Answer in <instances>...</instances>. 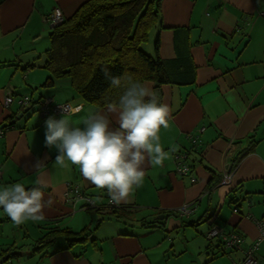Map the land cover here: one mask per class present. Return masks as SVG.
I'll return each instance as SVG.
<instances>
[{"label":"crops","instance_id":"obj_1","mask_svg":"<svg viewBox=\"0 0 264 264\" xmlns=\"http://www.w3.org/2000/svg\"><path fill=\"white\" fill-rule=\"evenodd\" d=\"M85 1L0 0V131H4L0 187L20 182L27 189L39 179L45 186V200L53 202L44 210L45 220L22 225L0 209V264H233L241 260L240 250L219 253L214 249L217 241L209 242L205 235L211 223H217L226 234H240L246 249L259 235L255 221L264 224V0L161 1L160 22L149 32L146 51L152 54L158 39L170 84L156 90L172 116L169 126L160 129V144L164 151H173L161 166L146 163L142 185L120 204L111 203L107 190L88 182L78 166L55 167L58 152L45 146L49 117L30 115L45 97L69 103L71 112L65 116L76 125L90 110H107L83 101L68 78L43 86L50 76L44 68L50 40L44 43L42 38L48 25L51 30L58 25L52 20L54 11L58 9L64 20ZM144 83L155 92L152 82ZM38 88L46 90L38 94ZM8 90L16 100L29 94L35 109L25 110L16 102L5 106ZM110 118L115 121V116ZM183 152L189 168L185 175L178 173L176 160V154ZM37 160L42 161L38 169L33 167ZM82 196L95 207L84 208ZM185 206L192 209L190 213L179 212ZM113 210L120 217L105 214ZM248 214L252 219L246 218ZM141 220L155 221V227L144 228ZM204 222L206 228L194 230ZM186 228H191L189 236L183 235ZM54 229L92 233L83 244L67 249L59 238L43 257L32 253L23 259L24 240L34 243ZM6 249L12 254L7 260ZM255 258L257 264H264V243L258 245Z\"/></svg>","mask_w":264,"mask_h":264},{"label":"clouds","instance_id":"obj_2","mask_svg":"<svg viewBox=\"0 0 264 264\" xmlns=\"http://www.w3.org/2000/svg\"><path fill=\"white\" fill-rule=\"evenodd\" d=\"M105 76L114 88L123 89L122 94L107 104L106 112L90 110L81 125L65 115L59 120L49 117L45 146L58 152L55 167L78 166L88 182L107 190L111 203L120 204L142 185L146 163L161 166L169 158L173 150L164 151L159 132L169 126L172 116L170 107L147 84L130 75L112 77L105 71ZM41 166L40 160L33 165ZM35 183L27 189L20 182L0 187V209L16 225L45 220L44 210L53 203L45 200L44 184L39 179Z\"/></svg>","mask_w":264,"mask_h":264},{"label":"trees","instance_id":"obj_3","mask_svg":"<svg viewBox=\"0 0 264 264\" xmlns=\"http://www.w3.org/2000/svg\"><path fill=\"white\" fill-rule=\"evenodd\" d=\"M161 1L86 0L72 16L52 27L44 62V68L50 76L43 86H53L55 80L68 78L73 91L83 101L97 109H103L123 91L122 88L111 85V81L105 76L107 71L112 77L130 75L142 83L152 82L161 102L156 89L170 82L165 63L158 53V39L154 43L152 54L143 48L148 41L149 32L159 25ZM177 154L187 156L184 152ZM188 209L192 210L190 207ZM117 213L116 210L105 212L107 215L120 217ZM140 222L144 228H154L156 223ZM91 233L88 229L77 233L67 229L51 230L34 242L32 253L43 257L59 238L64 240L65 248L69 249L76 244L85 243ZM234 234L240 236L236 232ZM214 239H217L214 249L219 253H225L224 250L229 249L218 237L208 238V241ZM210 245L211 243L206 248ZM4 254L5 260L12 256L8 249Z\"/></svg>","mask_w":264,"mask_h":264},{"label":"built area","instance_id":"obj_4","mask_svg":"<svg viewBox=\"0 0 264 264\" xmlns=\"http://www.w3.org/2000/svg\"><path fill=\"white\" fill-rule=\"evenodd\" d=\"M52 20H54V24H60L63 21V15L62 13L56 9L54 11V14L52 16ZM12 103H14V98L11 93V90H8L4 96L3 104L5 106H9ZM16 104L19 107L24 108L25 110H29L33 108V103L31 100V97L28 95H25L19 99L16 100ZM37 111L39 115L42 118L47 117H54L55 119L60 115H66L71 112V106L69 103H55L52 98L45 97L41 101L37 103ZM65 109V112H63V109ZM2 131H0V135H2ZM177 160V171L181 175H185L189 172V168L187 165H184V162L187 160V156L185 154H177L176 155ZM1 177V174H0ZM74 193L76 196L80 197V193L77 189H74ZM85 200L84 208H93L94 203L91 199L88 197L82 196ZM179 212L181 213H190V209H188V206H185L181 209H179ZM233 212H237V209L234 208ZM247 219H252L251 216L248 214L246 215ZM256 225L259 228V235L257 237V240L254 241L253 244L248 246V248H242L243 244V238L237 234L234 233H224L222 227L217 223H212L208 232L207 237L209 239L218 237L221 239V241L224 243V246L229 249H236L240 250L243 254V257L239 261H234L233 264H257V260L255 258V252L258 248V245L260 243H264V224H262L261 221H255Z\"/></svg>","mask_w":264,"mask_h":264},{"label":"rangeland","instance_id":"obj_5","mask_svg":"<svg viewBox=\"0 0 264 264\" xmlns=\"http://www.w3.org/2000/svg\"><path fill=\"white\" fill-rule=\"evenodd\" d=\"M47 31L48 32H46V34L43 36V38H42V40L44 39V43H45V41L47 42V40H49V33L51 32V26L50 25H48V27H47ZM49 45H50V41H49ZM146 45H147V42L146 43H144V46H143V48L146 50L147 48H146ZM49 47V46H48ZM45 58H46V56H45ZM44 90H46L45 88H38L37 89V93L39 94V93H41V91H44ZM31 91L32 90H27V92L30 94L31 93ZM33 92V96L34 97H37V93L35 92V91H32ZM29 94H26V95H29ZM16 98L17 97H15V99H14V103L16 102ZM16 105L14 104V105H12V107H15ZM32 109H35V108H32ZM38 114V111L37 110H34L33 112H31L30 113V115H37ZM26 115H27V113H26ZM39 115V114H38ZM212 224V223H211ZM207 227V224H205V222L204 223H202V224H200L199 226H196L195 227V231L197 230L198 231V228H200V229H204V228H206ZM186 229H188L187 231H185V233L183 234V235H186V236H189V233L191 232V228H186ZM188 231H190V232H188ZM208 232V231H207ZM207 232H206V235H205V238L207 239V241H208V237H207ZM202 234H203V232H201L200 233V235L202 236ZM182 239V238H181ZM204 239V238H203ZM182 241H184V239H182ZM190 241V240H189ZM213 241H217V239H214ZM190 243V242H189ZM190 246H194V244H192V243H190ZM212 246H213V243H212ZM52 247H54V246H51L50 248H49V250L52 248ZM189 248H191V247H189ZM33 249H34V243L33 242H31L30 240H24L23 241V244H22V246H21V248H20V254H22V256H23V259H26V256H25V254H29V255H31L32 254V252H33ZM38 256H36V258H37Z\"/></svg>","mask_w":264,"mask_h":264}]
</instances>
